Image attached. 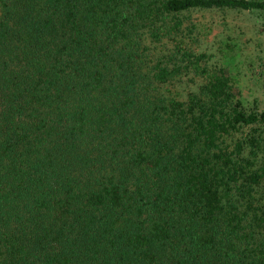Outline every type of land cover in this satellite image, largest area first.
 <instances>
[{"label":"trees","instance_id":"trees-1","mask_svg":"<svg viewBox=\"0 0 264 264\" xmlns=\"http://www.w3.org/2000/svg\"><path fill=\"white\" fill-rule=\"evenodd\" d=\"M212 9L264 32V0H0V264H264V109L189 36Z\"/></svg>","mask_w":264,"mask_h":264},{"label":"rangeland","instance_id":"rangeland-1","mask_svg":"<svg viewBox=\"0 0 264 264\" xmlns=\"http://www.w3.org/2000/svg\"><path fill=\"white\" fill-rule=\"evenodd\" d=\"M185 15L184 24L190 29L189 36H197L198 51L211 55L210 65H220L224 60L219 52L221 44L234 48L230 63L232 89L245 108L264 109V32L261 14L212 9Z\"/></svg>","mask_w":264,"mask_h":264}]
</instances>
